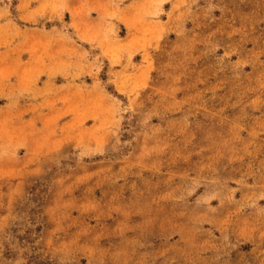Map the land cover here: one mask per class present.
Returning a JSON list of instances; mask_svg holds the SVG:
<instances>
[{
  "label": "rangeland",
  "instance_id": "374dc122",
  "mask_svg": "<svg viewBox=\"0 0 264 264\" xmlns=\"http://www.w3.org/2000/svg\"><path fill=\"white\" fill-rule=\"evenodd\" d=\"M6 3L0 264H264V0H148L125 42Z\"/></svg>",
  "mask_w": 264,
  "mask_h": 264
},
{
  "label": "crops",
  "instance_id": "0c3cea01",
  "mask_svg": "<svg viewBox=\"0 0 264 264\" xmlns=\"http://www.w3.org/2000/svg\"><path fill=\"white\" fill-rule=\"evenodd\" d=\"M11 3L10 12L28 14L31 18L34 13H57L62 17V21L54 23H45L44 32H40L42 22L46 19L36 21L39 25L34 26L36 22L29 24H19L20 29L27 28L29 39L34 41L38 38H44L49 32L62 31V33L75 38V31L80 36H97L106 27L113 26L116 36L126 41L132 36H139L141 28L138 20L141 17V8L146 5L148 0H8ZM5 6V7H4ZM0 4V13L6 8L7 3ZM165 15L160 16V22L167 21L166 13L170 7L167 2L162 6ZM55 30V31H52ZM76 47L87 49L86 44L75 41ZM62 42H57L56 47H62ZM138 61V57H134Z\"/></svg>",
  "mask_w": 264,
  "mask_h": 264
}]
</instances>
